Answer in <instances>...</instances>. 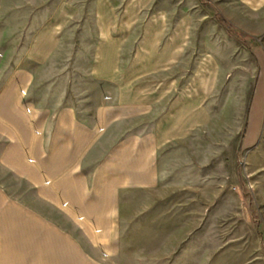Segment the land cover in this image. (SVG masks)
Segmentation results:
<instances>
[{"label":"rangeland","instance_id":"374dc122","mask_svg":"<svg viewBox=\"0 0 264 264\" xmlns=\"http://www.w3.org/2000/svg\"><path fill=\"white\" fill-rule=\"evenodd\" d=\"M115 58L121 72L161 78L155 90L201 98L206 114L166 143L165 190L139 194L157 209L141 211L125 253L137 264H264V5L0 0L4 76L29 68L54 100L91 114L113 89L98 76Z\"/></svg>","mask_w":264,"mask_h":264},{"label":"crops","instance_id":"0c3cea01","mask_svg":"<svg viewBox=\"0 0 264 264\" xmlns=\"http://www.w3.org/2000/svg\"><path fill=\"white\" fill-rule=\"evenodd\" d=\"M117 60L91 114L54 100L29 68L0 73V264H137L124 243L157 209L139 194L165 190L166 143L206 114L201 98L155 90L161 78Z\"/></svg>","mask_w":264,"mask_h":264}]
</instances>
